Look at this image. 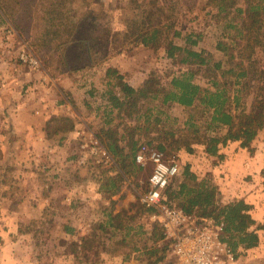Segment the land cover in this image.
<instances>
[{"label":"trees","instance_id":"trees-1","mask_svg":"<svg viewBox=\"0 0 264 264\" xmlns=\"http://www.w3.org/2000/svg\"><path fill=\"white\" fill-rule=\"evenodd\" d=\"M69 3L70 0H0V25L11 24L22 32L33 30L37 51L47 53L46 65L59 63L62 68L70 67L69 71L95 67L124 51L120 48L114 55L107 52L103 59L97 60L115 42L112 26L87 13L79 21L70 20ZM207 7L211 8L215 24L224 21L223 29L234 31L228 36L231 41L221 40L217 44L223 60H216L205 51H195L198 40L177 30L175 11L161 10L163 21L157 23L145 16L141 28H135L130 39L155 52L164 50L168 59L186 71L167 84L152 72L139 88L127 83L114 68L106 72L104 96L110 105L109 117L117 110L118 117L134 123L123 124L120 139L129 138L125 147L117 138L118 126L105 131V137L110 139L106 142L109 151L127 173L137 167L135 156L141 140L164 153L185 150L192 154L198 145L204 147L206 154L218 157L231 142H240L242 148L251 150L253 141L264 130V67L256 57L258 53L264 55V0H208ZM197 77L205 80L207 86L197 84L194 81ZM247 98H251L250 109L241 105ZM171 104L192 111L184 127L178 130L166 120L163 125L161 116L165 114L158 109ZM204 114H209L206 125H199L198 115ZM47 128L48 136L53 137L74 131L75 124L70 118L59 117L50 120ZM182 177L183 182L169 191L172 202L194 216L198 224L207 220L223 223L224 240L236 257L239 249L259 245L260 228L251 215V205L243 200L220 204L213 182L198 177L190 166L183 168ZM140 207L148 215L156 212ZM150 239L153 244L146 251L148 264L176 263L172 243L164 241L158 225H154Z\"/></svg>","mask_w":264,"mask_h":264},{"label":"crops","instance_id":"crops-1","mask_svg":"<svg viewBox=\"0 0 264 264\" xmlns=\"http://www.w3.org/2000/svg\"><path fill=\"white\" fill-rule=\"evenodd\" d=\"M208 10L205 15L212 16ZM212 25L218 32L221 25L215 22ZM208 33V30H203L204 36L200 35V38L204 39L198 41L200 48L195 47L194 50L201 52L205 49L216 58L222 57V52L217 50V41L213 48L201 46V42L209 40L206 36ZM140 48L149 50L143 45ZM160 52V60H167L165 51ZM126 60L129 61L125 63ZM131 62L134 65V59L119 54L100 65V69L90 68L87 71L93 75L90 79L96 80V84L90 82V87L100 86L103 92L106 72L114 68L122 75H125L123 71H130L134 79L127 81L134 88H139L156 71L154 69L160 67L154 64L147 69L146 63L142 66V72L139 64L137 70L135 65L129 70ZM79 74L42 85L35 96L30 92V86H25V91L0 89V264H37L32 253L21 250L17 243L18 240L28 242L31 249L34 238L30 228L34 227L43 231L42 226H52V235L58 233L60 239L90 246L94 229L100 226L103 230H109L114 218L137 201L134 195L128 194L126 204L117 202L118 184H105L106 178L110 182L116 181L112 173L109 177L104 175V178L102 174L89 170V166L86 170L78 168L75 152L80 137L85 133V121L89 119L93 123L91 120L101 117L104 111L100 107V113L96 115V111L91 109L92 101L87 102L90 104L88 107L80 106V89L76 85L79 81L76 80L85 74ZM72 77L74 81H71ZM21 78L19 76L18 80ZM85 92L89 95L88 91ZM59 117L74 120L75 129L64 135L49 137L48 123ZM177 159L183 168L190 166L198 177L214 183L220 204L243 200L252 206L251 215L260 228V242L255 248L239 249L233 264H264V130L253 141L251 150L242 148L240 142H231L222 148L218 157L206 154L202 148L200 152L192 154L181 150L177 153ZM114 172L120 173L117 169ZM183 180L181 175L177 184ZM140 225H143L146 239H149L154 228L150 215L145 213L142 218H137L136 223L132 219V228H139ZM24 228L28 229L27 232ZM80 250L82 247L78 246L77 250H72L73 253L66 256L74 259ZM144 255L143 249L138 247V251L123 252L115 258L120 264H147ZM125 257L129 259L122 261Z\"/></svg>","mask_w":264,"mask_h":264},{"label":"rangeland","instance_id":"rangeland-1","mask_svg":"<svg viewBox=\"0 0 264 264\" xmlns=\"http://www.w3.org/2000/svg\"><path fill=\"white\" fill-rule=\"evenodd\" d=\"M207 3L208 0H70V3L68 4L67 16L70 18V20L79 21V19H81V17L87 13L93 17H96L97 21L106 23L108 22L112 26V29L116 35L115 42L112 45H109L106 51L97 57V60L103 59L107 52L114 55L117 50L124 48V51L121 54H124L128 58L134 59L136 70V66H138V64L140 65L141 72L143 70L142 66L146 63H148L146 67L147 69L152 68V65L154 64L160 65V67L154 69L156 71H153V73L156 72L159 77L163 78L162 82L167 84L172 78L183 74L186 69H180L178 65L174 64V62L168 58L167 60L164 58L165 60L161 61L160 58L162 57V53L160 51L155 52L153 50L141 49V45L132 43L130 37L133 35L135 28H141V23L145 16L150 17L151 20L158 23V20H164L161 10H165V12L168 10H174L176 15V28L181 29L179 30L181 33L186 32V34L193 35L194 39L202 41L204 38L200 37L204 36V34H202L203 30L204 32L206 30L209 31L208 35H206L209 37V40L201 42V46H204L206 49L213 48L216 41L217 43L221 40H225L226 42L231 41L228 39V36L234 34V31L223 29V26L226 24L224 21H222L219 31H215V28L212 25L215 20L211 16L207 15V17L205 15L208 10V8H206ZM9 31L11 33H9ZM35 38L36 33L33 30L26 29V31L22 32L17 30L11 24L0 25V89H9L12 91L19 89L25 91L24 87L30 86V92L33 93V96H35V94L40 91L38 88H40L42 85L47 86L48 84H52V82L60 81L62 77L73 76L74 74L78 73H81L78 76L85 74L82 77H78L76 80L79 81L76 83V85L78 84L77 88L80 89V95L78 99L80 106L82 108L84 106L88 107L90 104H87V102L92 101L94 103L93 108L91 109L96 111L94 112L96 115L100 113L99 109L104 108V111L101 117L97 116L96 120H91L93 123H91L89 119L85 121V133L80 137V143L76 146L77 150L75 152V155L78 159V168L80 170H86L87 166H89V170H93L98 172V174H102L103 176L106 175L108 177L111 176L112 173L114 176L113 178H115L116 181L110 182V180L104 176V178H106L105 184L108 186L112 183L118 184L119 192L116 197L119 200H117V202L122 203L123 201L126 204V198L128 194L134 195L137 201L128 206L127 209L122 210L118 216L114 218L109 230H103L100 226L94 229L93 240L89 242L91 243L90 246H86L84 243L83 245H79V243L75 241H67L62 238L60 239V235L58 233L52 235V226H42L44 228L43 231L41 228H30V233L34 238L31 244V249L29 248L30 244H28V242L18 240L17 243L20 244L21 250H24L25 252L29 250V254L32 253V256L34 257L33 259L37 261V264H120V261H116L115 257H117V255L123 252H130L132 250L138 251V247L143 249L145 253L143 258L148 264L149 258L146 254V251L153 244V241L150 239L152 235L149 239H146L143 225H140L139 228L137 226L132 228L131 224L132 219H134L136 223L137 218H142V216L145 214V212L140 207L142 205L140 199L141 196L149 190L148 182L152 168H143L137 165V167L135 169L133 168L129 173L122 170L120 160L117 159L107 147L106 142L110 139L105 137L106 130H108L110 127L115 128L118 126L117 138L120 139L124 133L123 124L128 123L132 125L134 123L128 119L124 120L123 117H118L117 110H114L113 115L109 117L108 111L110 110V105L108 98L104 96L107 90V85L104 82L103 85L105 87L103 92L101 91L102 87L100 86L96 88H93L92 86L90 87L91 83L96 84V80L90 79L93 75H89L90 73L87 72L90 67L76 71H69L70 67L62 68L60 67L59 63H54L52 66H47L45 62L48 60V56H46L47 53L43 51H37V48L34 46V42H36ZM198 45L195 47L200 48ZM244 45L245 43H243V46ZM23 50L30 52L40 61V68L38 70L31 69L29 65L24 64L21 61L20 55ZM202 51L210 53L205 49ZM220 57L221 56H218L217 58L215 57V59H224V55L221 58ZM256 57L261 62L262 67H264V55L258 53ZM152 58L154 60L148 62ZM128 61L129 60H126L125 63ZM102 64H97L95 67L100 69L99 67ZM134 65L133 62H131L128 65L129 70L133 68ZM123 73L125 74L123 76L127 83H129V81H127L128 79H134V76L131 75L130 71H123ZM19 76L22 77L20 80H18ZM71 81H74L73 77L71 78ZM194 81L197 84L203 85V87L207 86L206 81L202 78L197 77ZM70 83L71 82L68 84ZM85 91H88L89 95ZM157 104L158 102L155 103L154 106ZM176 105L177 104H171L162 108L158 107V109L165 114L161 116L163 125L165 124L166 120L168 124L173 125L174 130L184 127L185 122L192 113L191 109H186L184 107L183 109L181 108L182 106L178 107L180 105ZM241 105L250 109L251 98H247L243 103H241ZM156 112L157 110L154 111L153 118L155 117ZM198 117V124L206 125L205 121L208 119L209 114H204L202 117L198 115ZM72 121L74 122V120ZM152 135L157 136L155 132H153ZM92 138L98 139L102 146L107 149L111 157L109 163L95 164L92 161L88 162L86 165L80 164L81 155L83 152L82 145ZM136 139H139V136H137ZM120 140L121 146H127L129 140L128 137H126L125 140ZM142 144H146V141L141 140L138 146ZM194 148L195 152H200V150L204 147L195 145ZM170 149L171 148H169V150ZM126 151H128L127 147ZM177 153L178 151H167L164 153V155L168 160L178 161ZM115 169L120 171L119 175L114 172ZM177 183L178 182L174 183V185ZM133 211L135 212L134 214L132 213ZM113 223H115V226ZM26 229L27 228H24L25 232H27ZM55 229L58 230L57 228ZM132 233L134 236H132ZM124 240H126V242H124ZM25 246L26 248L23 249ZM78 246H81L82 250L79 251V255L78 253L76 254V258L70 260V257L66 255L73 253L72 250H77ZM125 258H122V261L123 259L125 260Z\"/></svg>","mask_w":264,"mask_h":264},{"label":"built area","instance_id":"built-area-1","mask_svg":"<svg viewBox=\"0 0 264 264\" xmlns=\"http://www.w3.org/2000/svg\"><path fill=\"white\" fill-rule=\"evenodd\" d=\"M20 59L33 70L40 68V61L26 50L22 51ZM82 150L81 165L111 160L107 149L96 138L85 142ZM135 161L140 167L152 168L149 190L140 201L143 206L155 209L150 220L163 230L164 241L172 243L175 264H233L237 257L224 240V224L214 220L198 224L194 216L186 214L171 201L169 191L183 171L180 163L168 160L164 153L146 144L139 146Z\"/></svg>","mask_w":264,"mask_h":264}]
</instances>
